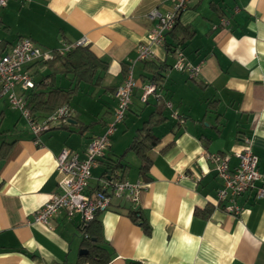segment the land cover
<instances>
[{
    "label": "crops",
    "instance_id": "1",
    "mask_svg": "<svg viewBox=\"0 0 264 264\" xmlns=\"http://www.w3.org/2000/svg\"><path fill=\"white\" fill-rule=\"evenodd\" d=\"M172 5L173 0H6L0 6V54L20 37L43 49L85 38L81 46L108 62L101 78L79 83L70 100L82 84L87 91L80 103L68 101L72 116L67 123L38 135L0 93V264L80 260L79 250L85 247L80 220L60 210L45 224L33 221V213L62 192L56 170L61 149L83 158L89 142L103 132L115 107L113 90L130 65L137 85L129 109L104 156L91 168L86 189L93 193L100 188L105 163L122 153L121 161L128 165L124 179L143 184L137 201L112 196L97 214L101 244L111 255L107 264H264V197H256L264 178L236 198L242 210L235 215L225 210L227 201L218 202L222 180L206 157L229 153V166H236L234 154L243 148L241 136L246 135L264 174V0H190L178 14L176 30L165 34V43L149 42L156 23L149 12L165 13ZM222 17L227 24H220ZM182 26H190L194 34L180 40ZM142 43L153 51V59L168 67L158 88L183 116L179 123L168 108H161L167 119L153 128L159 141L149 150L150 163L143 170L138 155L127 147L160 103L152 95L147 102L141 100L148 82L144 62L137 59ZM175 47L190 63H200L197 77L171 67ZM29 65L24 69L34 82L49 73L45 64ZM72 77L60 73L54 82L67 88L75 82ZM30 90L41 89L14 88L17 95ZM42 116L36 114L38 120ZM134 210L140 212L139 221Z\"/></svg>",
    "mask_w": 264,
    "mask_h": 264
},
{
    "label": "built area",
    "instance_id": "2",
    "mask_svg": "<svg viewBox=\"0 0 264 264\" xmlns=\"http://www.w3.org/2000/svg\"><path fill=\"white\" fill-rule=\"evenodd\" d=\"M190 0H173L171 10L161 13L157 9L149 12L150 18H155L156 23L150 29L148 41L162 44L165 32L169 31L176 20L177 15L187 7ZM6 0H0L3 6ZM228 19L222 17L220 24H227ZM87 43L82 38L74 43H64L57 48L60 53H65L77 45ZM53 50L43 49L29 37H20L7 51L0 54V93L6 94L12 106L19 108L22 115L27 119L30 130L35 135L42 131L67 123L71 117V110L67 105L56 108L43 119H35L26 106L24 96L17 95L14 91L19 85L23 91L33 87L34 81L30 72L24 66L41 59L52 56ZM154 57L153 51L147 43H142L138 47L137 59H151ZM173 66L176 69L185 70L190 77H195L200 72V63L193 64L186 60L181 50L176 51V61ZM137 85L132 74L130 65L121 83L113 91L115 98V108L111 119L108 121L103 133L95 136L88 144L83 158L68 148H62L56 156V170L61 174L58 185L62 192L53 194L44 204L33 213V221L48 224L53 216L60 210H64L67 215L74 216L80 214V226L86 227L88 223L101 211L105 210L111 202L112 196H126L132 201H137L138 193L142 188L141 182H129L118 177H103L100 179L101 187L93 193H88L91 177V168L96 166L104 156V152L110 143V135L115 131L116 124L124 118L125 112L130 103L133 88ZM141 99L145 100L148 94H154L156 85L147 82L142 86ZM158 98V94L155 93ZM170 106V103L167 102ZM243 148L235 152L238 163L234 167L229 166V153L214 152L207 153L206 157L212 162L215 174L221 178L222 186L216 190L218 202L227 201L224 208L227 212L238 215L242 208L236 204V198L252 188L255 182L262 180L264 174L258 169V157L251 149L250 137L241 136ZM256 197H264V186L256 189ZM88 234L83 233V238Z\"/></svg>",
    "mask_w": 264,
    "mask_h": 264
},
{
    "label": "trees",
    "instance_id": "3",
    "mask_svg": "<svg viewBox=\"0 0 264 264\" xmlns=\"http://www.w3.org/2000/svg\"><path fill=\"white\" fill-rule=\"evenodd\" d=\"M177 19H178V15L176 17V20L172 28L169 31L165 32V34L168 32L171 33L176 30V27L178 26ZM179 32H181L180 40L189 38L190 36L194 34V30L190 26H182ZM165 34H164V38H163L164 40L162 44L165 43ZM51 50H53V53L50 58L41 59V60L35 61L30 64V65L32 64L44 65L45 64L49 68V73L45 75L42 80L38 82H34L33 87H31V89L40 88L41 90L37 92L30 90L26 94L23 93L26 106L28 107L30 114L35 119H37L36 117L37 113H40L43 115L42 117H45L46 115L53 112L56 108L63 106V105H67L72 95L78 90L79 83L80 82H91L94 79L98 80L99 78H101V76H99L100 70L102 69L105 70L108 64L107 61L96 56L87 46L77 45V46L72 47L65 53H60L57 50V48L51 49ZM177 50H181V49L176 48V47L173 49L175 56H176ZM175 61H176V57H175ZM143 62H144V70L147 73L146 78L148 82H152L156 85L155 93H157L159 97L157 98L155 96V93L154 94L152 93V94H148L145 100H142V99L141 100L143 102H147L148 96L152 95L155 99V102L158 104L160 103L159 105L160 107L158 108V110H155L152 113H150L147 119L142 122L141 126L138 129H136V133L132 141L127 147V150L134 151L140 158L141 170L146 168L147 164L150 163V157L148 155V152L159 141V138L153 132V128L167 119V117L163 115L161 108H165V107L168 108L170 111L169 113L170 117L174 118L177 122L180 123L183 120V116L178 111L173 109L172 103L169 100L165 99L163 95L161 94V92L159 91L160 86H158L157 81L161 79L164 75V72H166V69L168 68L166 64L164 62H157L153 58L143 59ZM173 64L171 67L176 69L173 66ZM128 68L129 66L126 67L124 71V76ZM176 70L184 72L189 78H195L198 76L197 75L195 77H190L188 75V72H186L185 70H180V69H176ZM60 73H65V74L71 73L73 75L72 80L75 81L73 86L63 88V87L56 85L54 82V78L57 74H60ZM148 74L150 76H147ZM45 79H49V80L47 82H44ZM0 88H1V84H0ZM167 102L170 103V106L167 105ZM130 103H131V98H130ZM130 103L125 112L123 120L125 119ZM112 115H113V112L111 114V117ZM121 122H118V123H121ZM64 124L66 123L57 125L53 128L63 126ZM117 124H116V128H117ZM123 157H124V153L120 154L117 159H110V161L106 163L104 162L105 171L102 173V176L111 177V178L118 177L119 179H123L124 173L126 169L128 168V165L121 161L123 160ZM139 213H140L139 210L132 211L133 217L135 216L134 220H137V221L140 220ZM140 223L141 225H143L145 231H149V226L145 222V220H141ZM80 230H81L82 237H83L84 232L88 234L87 238H83L84 245H85L84 248L87 249V253L82 254L77 264H107L111 255L108 252V250L105 247H103L101 244L102 243L101 224H100L99 219L97 218V215L88 223L86 227L82 228L80 226Z\"/></svg>",
    "mask_w": 264,
    "mask_h": 264
},
{
    "label": "rangeland",
    "instance_id": "4",
    "mask_svg": "<svg viewBox=\"0 0 264 264\" xmlns=\"http://www.w3.org/2000/svg\"><path fill=\"white\" fill-rule=\"evenodd\" d=\"M87 87H86V85L85 84H82V86H81V89L78 91V93L77 94H75L73 97L74 98H72L71 100H70V103L71 104H76V103H80V100H81V98L84 96V94H85V92L87 91V89H86ZM95 104H96V102H95ZM86 113H89V111H87ZM9 123H12V121L11 122H6V124H9ZM119 124V125H118ZM117 125L118 126H120V123H118ZM10 125V124H9ZM120 133L119 134H123L124 132H121V131H119Z\"/></svg>",
    "mask_w": 264,
    "mask_h": 264
},
{
    "label": "water",
    "instance_id": "5",
    "mask_svg": "<svg viewBox=\"0 0 264 264\" xmlns=\"http://www.w3.org/2000/svg\"><path fill=\"white\" fill-rule=\"evenodd\" d=\"M74 219H76V220H80V214H76V215L74 216ZM79 253H80V254L87 253V249H85V248H81V249L79 250Z\"/></svg>",
    "mask_w": 264,
    "mask_h": 264
}]
</instances>
